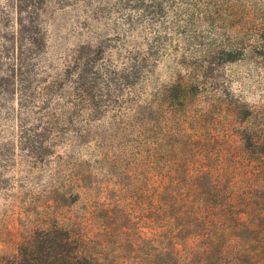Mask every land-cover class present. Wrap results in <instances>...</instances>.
<instances>
[{
  "label": "trees",
  "instance_id": "obj_1",
  "mask_svg": "<svg viewBox=\"0 0 264 264\" xmlns=\"http://www.w3.org/2000/svg\"><path fill=\"white\" fill-rule=\"evenodd\" d=\"M227 2H248L244 11L264 0ZM22 13L13 20L0 11V99L16 98L20 143L34 134L44 152L38 158L61 147L51 199L73 216L54 213L40 224L17 264H264V132L244 126L234 146L215 149L207 114L191 112L208 85L206 67L149 93L135 62L117 66L85 46L66 78L45 80L49 65L38 54L46 28ZM231 24L256 28L250 20ZM253 37L246 46L264 50V28ZM229 38L215 49L224 63L237 59ZM218 107L238 124L252 117L245 104Z\"/></svg>",
  "mask_w": 264,
  "mask_h": 264
},
{
  "label": "rangeland",
  "instance_id": "obj_2",
  "mask_svg": "<svg viewBox=\"0 0 264 264\" xmlns=\"http://www.w3.org/2000/svg\"><path fill=\"white\" fill-rule=\"evenodd\" d=\"M245 3L229 8L227 0H0V11L15 20L22 8L26 22L36 19L46 28V44L38 54L41 64L49 65L42 72L45 80L56 75L66 78V68L76 69L73 60L85 46L104 58L110 56L117 66L135 62L144 70L149 93L173 82L178 74L206 67L208 85L191 112L207 114V128L220 150L234 146L244 126L264 132V50L246 46L254 44L253 36L264 28V2L242 11ZM232 20H250L256 28L233 31L232 24L227 25ZM229 37L237 47V59L224 63L215 49ZM147 53L149 59L141 62ZM100 58L94 60L95 66L102 64ZM70 82L69 77L66 83ZM221 92L227 96L217 100ZM15 99H0V264H17L21 244L52 214L60 220L73 216L51 199L58 184L50 172L62 149L38 158L43 150L34 143V134L20 143ZM224 100L232 108L245 104L251 119L244 124L231 121L218 107ZM40 112L36 106L27 117L33 121Z\"/></svg>",
  "mask_w": 264,
  "mask_h": 264
}]
</instances>
